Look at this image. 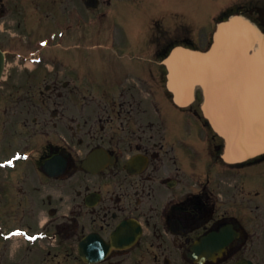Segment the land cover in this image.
I'll list each match as a JSON object with an SVG mask.
<instances>
[{"label": "flooded vegetation", "instance_id": "obj_1", "mask_svg": "<svg viewBox=\"0 0 264 264\" xmlns=\"http://www.w3.org/2000/svg\"><path fill=\"white\" fill-rule=\"evenodd\" d=\"M75 1L63 0L66 21L76 23L78 13L96 15L102 6L88 12L87 0H80L73 11ZM249 9L264 11V0ZM48 16L49 5L0 0V40L27 44L42 37L54 26L49 28ZM119 23H79L82 41L95 46L78 53V69L67 62L61 83L60 75L50 76L45 98L29 100L49 117L41 125L42 116H33L34 130L45 138L32 142L38 170L21 183L48 185L39 212L48 215L46 230L56 237L49 251L53 263L76 257V241L86 233L113 242L111 232L126 218L140 223V238L132 246L112 248L98 264H235L248 257L264 264L263 161L238 168L225 164L220 142L197 109L168 100L164 58L171 41L161 21L155 36L149 34V19L123 21V36L112 32ZM16 88L6 85L4 96L15 97ZM25 101L12 100L5 113ZM7 127L12 128L5 122ZM7 139L3 134L0 142ZM89 154L96 155V171L84 166ZM49 160L61 172L40 171ZM224 241V255L216 262L205 255L214 242Z\"/></svg>", "mask_w": 264, "mask_h": 264}, {"label": "water", "instance_id": "obj_2", "mask_svg": "<svg viewBox=\"0 0 264 264\" xmlns=\"http://www.w3.org/2000/svg\"><path fill=\"white\" fill-rule=\"evenodd\" d=\"M174 52L169 66L177 101L189 100L196 83L203 86L204 111L228 139V158L237 160L264 151V33L258 26L234 15L218 25L209 52ZM180 52L186 56L185 66L178 64ZM177 71L186 77V88L175 87Z\"/></svg>", "mask_w": 264, "mask_h": 264}, {"label": "rangeland", "instance_id": "obj_3", "mask_svg": "<svg viewBox=\"0 0 264 264\" xmlns=\"http://www.w3.org/2000/svg\"><path fill=\"white\" fill-rule=\"evenodd\" d=\"M145 1L148 2L147 0ZM165 1L168 4V6L181 9L182 12L186 11V12H189L190 15H197V16L205 17V19L203 21H200L201 23L197 24L195 27L196 30L199 29V32L197 33L198 36H202V37L205 32L211 31L212 27H209V23L215 22L214 18L220 12L221 7L223 6L218 7V8H214V7H217L218 4H223L225 2V0H216L217 4L215 5H213L210 2L208 8H206V11L203 12L202 3H204L207 0H165ZM211 1L213 2V0ZM36 2L40 5L41 4L46 5L48 3L47 0H34V3ZM157 2L158 0L149 1L150 4H155V7L157 6L156 4ZM76 3H79V1L76 0ZM59 4L61 5V3ZM62 6L64 7V3L62 4ZM166 8L174 9V8H169V7H166ZM68 14L69 13H67L63 9L62 10L54 9L52 13L50 14V21L58 20V19H65L68 17ZM168 14H173V13H168ZM170 16L171 17L168 16L167 18H164L166 20L165 22L166 25H170V24L179 25L180 23L190 22L193 20L192 18L190 20L185 19V21H179L178 19L172 17V15ZM169 18H172V19L169 20ZM182 18L184 19L186 17H182ZM157 19H161L162 23L164 24L162 18H155L152 21L153 27L155 28H156ZM123 33H124L123 29L120 26L117 27V34L119 36H123ZM15 62H16V65H13L10 71L11 82L14 80L17 73L25 71L21 69L22 68L21 65H17V61ZM15 62H13V64H15ZM59 64L60 63L55 64L56 71L53 72L51 76L57 75L58 73L57 68L61 69L59 67ZM24 69L28 70L27 68H24ZM44 69H46V67H44ZM62 71H64L63 68H62ZM41 84H42L41 81H39L38 85L41 86ZM32 94L33 93L30 92L29 90L24 89L23 86H19L15 90V94H14L16 95L15 97L14 96L3 97V99L7 100V102L1 103L2 106L0 105V135L3 136V134H5L6 136H10L14 134V136L10 137V139H7L6 144H4L3 142H0V161L12 155L14 151L19 150V148H23L27 144H31L35 140H40L42 138H45L44 133L43 135L41 134L40 131L34 130L36 128V123L33 121V116L36 114H38L39 116H42L39 119V122L42 125L45 122L44 120H42V118H45V117L48 118L49 114L45 111H39L38 109H42L41 106L37 107L36 109V107L29 102L30 99L35 98V97L32 98ZM3 99H0V100L4 101ZM15 99H26V101L23 103L12 104L13 105L12 110L14 111L10 112L9 114L5 113V108H4L5 105H9L10 102ZM37 99H41L40 95H37ZM25 121H28L27 125L25 124ZM5 122L8 123V126H12V128L7 127V129L5 130L4 129ZM50 126H51L50 124H47V127L45 129H50L52 131V135L55 136V132L54 130L50 128ZM16 127H20V129L22 128L21 131H18ZM15 135L17 136V139H14ZM28 148L29 147L24 148L25 151L29 150ZM32 167H31V160H30L28 162H22L15 169L3 170L0 168V199L5 196L12 197V198L8 197L9 199H7V202L5 203V205H7L8 207H12V208L0 206V221H2L7 226H13L17 224L34 226L35 224L34 222H35L36 217L32 213L26 210H28L30 207L35 210L33 212L35 215L38 214V208L39 207L41 208L39 204V200L41 202L43 199L40 197L41 196H43L44 198L46 197L47 195L46 187L48 188V185L46 183H21L24 180L25 174L27 172L28 173L31 172L30 169ZM18 181H19V185L17 183ZM35 187H38L36 188V191H35ZM1 200H5V198ZM19 202L24 203L22 207L25 209V211L22 209V207H19V206L16 207L19 204ZM28 245L29 244H27L21 238L6 241V240H3L1 237L0 238V259H1V253L3 251H7V249L9 253L18 252L23 249H26V251L28 252L27 255H31L35 257V259H33L31 256H27L26 258H19V257L12 258L11 255H8V259L10 260L8 264H42L36 261L38 259V255L40 256L39 252L42 246H38L37 248H34L32 250V248ZM41 254H45L44 249L41 250ZM40 258H43V257H40ZM263 258H264V252H263ZM65 264H79V260L76 259V261H73L71 257V260Z\"/></svg>", "mask_w": 264, "mask_h": 264}, {"label": "bare ground", "instance_id": "obj_4", "mask_svg": "<svg viewBox=\"0 0 264 264\" xmlns=\"http://www.w3.org/2000/svg\"><path fill=\"white\" fill-rule=\"evenodd\" d=\"M195 72L197 73V71H195ZM252 91H253V90H252ZM255 91H256V90H255ZM242 93H243V92H240L239 95H242ZM242 104H243V102H242V103H239V105H242ZM243 108H247V106L244 105Z\"/></svg>", "mask_w": 264, "mask_h": 264}]
</instances>
